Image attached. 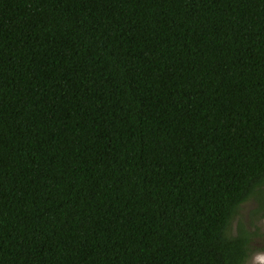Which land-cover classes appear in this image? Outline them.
Instances as JSON below:
<instances>
[{
  "label": "trees",
  "instance_id": "1",
  "mask_svg": "<svg viewBox=\"0 0 264 264\" xmlns=\"http://www.w3.org/2000/svg\"><path fill=\"white\" fill-rule=\"evenodd\" d=\"M249 199L264 0H0V264H244Z\"/></svg>",
  "mask_w": 264,
  "mask_h": 264
},
{
  "label": "rangeland",
  "instance_id": "2",
  "mask_svg": "<svg viewBox=\"0 0 264 264\" xmlns=\"http://www.w3.org/2000/svg\"><path fill=\"white\" fill-rule=\"evenodd\" d=\"M255 201L253 199H249L248 201H246L245 203L241 204L240 207H239V210H238V214H237V217L239 216L241 218V220L244 222V224L246 225V220H245V217L247 216L248 217V220H249V210L252 209L254 206H255ZM236 217V218H237ZM236 218L235 220L232 222V227L229 228L230 229V232L231 234L234 233V228H235V223H236ZM258 220H256L255 222L250 220L251 223L253 225L250 226V229H252V226H255V230L257 231V233L259 234L257 237L258 238H261L260 241H262L264 239V236L262 234H264V214H263V217L261 219L259 218H256ZM254 228V227H253ZM262 233V234H261ZM255 239L257 238H252L251 242H253ZM256 242H259V240L257 239ZM254 251V249H252V252ZM254 256H252V258H249V260L246 262V264H259L258 261H256L254 258L256 256H264V253L263 252H253L252 253Z\"/></svg>",
  "mask_w": 264,
  "mask_h": 264
},
{
  "label": "flooded vegetation",
  "instance_id": "3",
  "mask_svg": "<svg viewBox=\"0 0 264 264\" xmlns=\"http://www.w3.org/2000/svg\"><path fill=\"white\" fill-rule=\"evenodd\" d=\"M249 214H250L249 215V220H248L247 216L245 217V220H246L245 228L247 230L246 233H247V236L249 238V244H248L249 248H248V251H247V257H245V260H244V264H246V262L249 260V258H252V256H254L252 254L253 252L260 251V252L264 253V239L262 241H260V239L262 237L261 238L257 237L259 234L255 230V226H252V229H250V226L253 225L250 220L255 222L256 220H258L256 218L261 219L263 217V214H264V203H262L261 205L259 204L258 206H255L252 209H250L249 210ZM234 220H235V218H234ZM262 235L264 236V234H262ZM252 238L253 239L257 238L259 240V242H256L257 239H255L253 242H251ZM252 249H254L253 252H252Z\"/></svg>",
  "mask_w": 264,
  "mask_h": 264
},
{
  "label": "clouds",
  "instance_id": "4",
  "mask_svg": "<svg viewBox=\"0 0 264 264\" xmlns=\"http://www.w3.org/2000/svg\"><path fill=\"white\" fill-rule=\"evenodd\" d=\"M254 259L258 261L259 264H264V256H256Z\"/></svg>",
  "mask_w": 264,
  "mask_h": 264
}]
</instances>
